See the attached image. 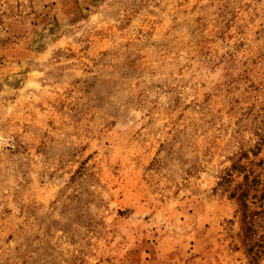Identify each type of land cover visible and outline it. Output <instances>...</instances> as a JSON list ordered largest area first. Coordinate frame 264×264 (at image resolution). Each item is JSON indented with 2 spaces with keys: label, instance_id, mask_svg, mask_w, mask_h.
Masks as SVG:
<instances>
[{
  "label": "rangeland",
  "instance_id": "rangeland-1",
  "mask_svg": "<svg viewBox=\"0 0 264 264\" xmlns=\"http://www.w3.org/2000/svg\"><path fill=\"white\" fill-rule=\"evenodd\" d=\"M263 242L264 0H0V264Z\"/></svg>",
  "mask_w": 264,
  "mask_h": 264
},
{
  "label": "trees",
  "instance_id": "trees-1",
  "mask_svg": "<svg viewBox=\"0 0 264 264\" xmlns=\"http://www.w3.org/2000/svg\"><path fill=\"white\" fill-rule=\"evenodd\" d=\"M245 217H246V214H244V210H243V216H242L243 222L245 221ZM251 224L252 222H250L249 225H246L245 223V238L248 239L249 241H251V235H252V230H253V227ZM261 248H262L261 253L264 255V242L262 243ZM251 250L252 248H248L247 252H251Z\"/></svg>",
  "mask_w": 264,
  "mask_h": 264
}]
</instances>
